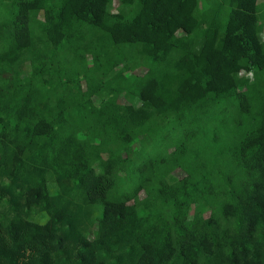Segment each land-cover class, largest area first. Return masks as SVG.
I'll return each instance as SVG.
<instances>
[{
  "label": "trees",
  "instance_id": "1",
  "mask_svg": "<svg viewBox=\"0 0 264 264\" xmlns=\"http://www.w3.org/2000/svg\"><path fill=\"white\" fill-rule=\"evenodd\" d=\"M260 11L0 0V264H264Z\"/></svg>",
  "mask_w": 264,
  "mask_h": 264
},
{
  "label": "rangeland",
  "instance_id": "2",
  "mask_svg": "<svg viewBox=\"0 0 264 264\" xmlns=\"http://www.w3.org/2000/svg\"><path fill=\"white\" fill-rule=\"evenodd\" d=\"M205 1V0H204ZM115 3L117 4L118 1H115ZM260 6H261V11H260V17H261V21L264 23V0H259ZM263 36H264V26H263ZM243 73L246 75H251L250 72L248 71H243ZM121 100L123 102H127V99L124 96H121Z\"/></svg>",
  "mask_w": 264,
  "mask_h": 264
}]
</instances>
